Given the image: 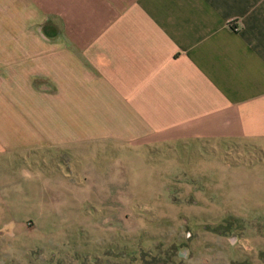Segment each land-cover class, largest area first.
I'll list each match as a JSON object with an SVG mask.
<instances>
[{
	"label": "crops",
	"instance_id": "crops-1",
	"mask_svg": "<svg viewBox=\"0 0 264 264\" xmlns=\"http://www.w3.org/2000/svg\"><path fill=\"white\" fill-rule=\"evenodd\" d=\"M69 132L129 154L228 142L264 155V0H0V155Z\"/></svg>",
	"mask_w": 264,
	"mask_h": 264
},
{
	"label": "rangeland",
	"instance_id": "rangeland-1",
	"mask_svg": "<svg viewBox=\"0 0 264 264\" xmlns=\"http://www.w3.org/2000/svg\"><path fill=\"white\" fill-rule=\"evenodd\" d=\"M112 146L69 132L45 153L0 155V264H264L257 145Z\"/></svg>",
	"mask_w": 264,
	"mask_h": 264
},
{
	"label": "trees",
	"instance_id": "trees-1",
	"mask_svg": "<svg viewBox=\"0 0 264 264\" xmlns=\"http://www.w3.org/2000/svg\"><path fill=\"white\" fill-rule=\"evenodd\" d=\"M229 226V225H228Z\"/></svg>",
	"mask_w": 264,
	"mask_h": 264
}]
</instances>
